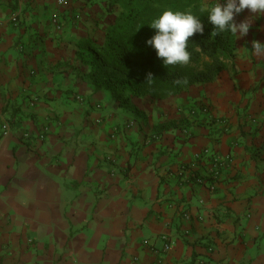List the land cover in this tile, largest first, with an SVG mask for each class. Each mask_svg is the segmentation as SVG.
I'll return each instance as SVG.
<instances>
[{"label": "crops", "instance_id": "obj_1", "mask_svg": "<svg viewBox=\"0 0 264 264\" xmlns=\"http://www.w3.org/2000/svg\"><path fill=\"white\" fill-rule=\"evenodd\" d=\"M105 5L0 0V264H264V16L213 82L120 107L76 58Z\"/></svg>", "mask_w": 264, "mask_h": 264}, {"label": "trees", "instance_id": "obj_2", "mask_svg": "<svg viewBox=\"0 0 264 264\" xmlns=\"http://www.w3.org/2000/svg\"><path fill=\"white\" fill-rule=\"evenodd\" d=\"M212 6L204 0H106L105 8H117V14L105 29L101 45L76 53L77 60L89 68L92 92L108 91L123 107L133 98L163 100L213 82L229 67L236 41L229 32L217 34L208 22L207 9ZM166 10L191 11L205 26L203 35L189 38L188 65L165 67L146 43L155 35L151 21ZM177 80H187V84H177Z\"/></svg>", "mask_w": 264, "mask_h": 264}, {"label": "clouds", "instance_id": "obj_3", "mask_svg": "<svg viewBox=\"0 0 264 264\" xmlns=\"http://www.w3.org/2000/svg\"><path fill=\"white\" fill-rule=\"evenodd\" d=\"M249 10L256 17L264 16V0H216L214 6L207 9V20L217 34L229 32L235 40L246 37L252 27V20L247 19L239 24L235 17ZM205 11V9H201ZM155 30L146 43L156 52L157 58L162 59L165 67L185 66L190 63L191 53L188 50L189 38L196 34L203 35L204 24L201 18L191 11L166 10L153 19L149 25ZM252 51L255 55H264V43L252 42ZM152 76L149 74L148 81ZM177 84H187V80L176 81Z\"/></svg>", "mask_w": 264, "mask_h": 264}, {"label": "built area", "instance_id": "obj_4", "mask_svg": "<svg viewBox=\"0 0 264 264\" xmlns=\"http://www.w3.org/2000/svg\"><path fill=\"white\" fill-rule=\"evenodd\" d=\"M54 1L58 6H64L69 2V0H54ZM76 99L80 102L83 101V98L80 96H77ZM0 128H1L0 136L2 138H6L10 133L9 124L7 122H4L1 124ZM196 158L198 159V161H202V162L204 161L208 163L209 166L206 169H207V172L209 173L208 175L210 176L215 174L214 170L220 167L223 162V160H221L220 157L218 156H214V155L209 156L208 151H203L201 154L197 155ZM189 177H191L196 183H199V184L205 183V180L203 179V177H199L195 175H189ZM209 189L210 191H213L214 187L210 186ZM162 241H163V247H162L163 251L168 252L171 249V244L167 243V239L165 237L162 238Z\"/></svg>", "mask_w": 264, "mask_h": 264}, {"label": "rangeland", "instance_id": "obj_5", "mask_svg": "<svg viewBox=\"0 0 264 264\" xmlns=\"http://www.w3.org/2000/svg\"><path fill=\"white\" fill-rule=\"evenodd\" d=\"M204 2H205V4H210V3H212V2H208L207 0H205Z\"/></svg>", "mask_w": 264, "mask_h": 264}]
</instances>
